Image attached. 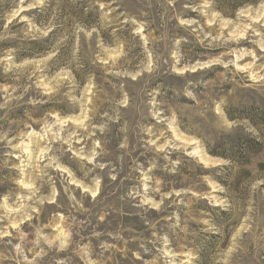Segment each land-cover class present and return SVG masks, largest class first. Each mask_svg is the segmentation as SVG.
Masks as SVG:
<instances>
[{"label": "rangeland", "instance_id": "obj_1", "mask_svg": "<svg viewBox=\"0 0 264 264\" xmlns=\"http://www.w3.org/2000/svg\"><path fill=\"white\" fill-rule=\"evenodd\" d=\"M0 264H264V0H0Z\"/></svg>", "mask_w": 264, "mask_h": 264}, {"label": "trees", "instance_id": "obj_2", "mask_svg": "<svg viewBox=\"0 0 264 264\" xmlns=\"http://www.w3.org/2000/svg\"><path fill=\"white\" fill-rule=\"evenodd\" d=\"M238 1H242V3H244V2H248V3H251V2H253L252 0H238ZM258 1V0H257ZM31 47H33V48H38L36 45H34V44H32L31 45ZM220 157H222L223 159H225V160H227V161H231V159L229 158V157H227V156H225V155H221ZM223 169H225V167H223Z\"/></svg>", "mask_w": 264, "mask_h": 264}]
</instances>
